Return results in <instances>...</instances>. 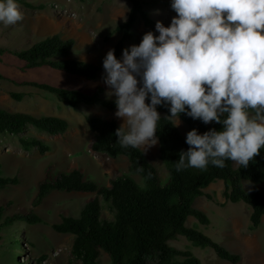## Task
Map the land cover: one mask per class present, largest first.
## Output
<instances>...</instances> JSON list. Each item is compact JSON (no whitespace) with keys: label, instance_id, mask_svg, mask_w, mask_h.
Here are the masks:
<instances>
[{"label":"rangeland","instance_id":"obj_1","mask_svg":"<svg viewBox=\"0 0 264 264\" xmlns=\"http://www.w3.org/2000/svg\"><path fill=\"white\" fill-rule=\"evenodd\" d=\"M23 1L34 7L40 5L42 8L30 9L16 2L23 19L13 25L0 23V48L23 50L55 34L62 39L74 41L73 58L100 67L107 50L112 49L120 38L119 33H112L113 28L126 19L130 8L128 0ZM139 1L154 24L160 21L167 27L175 15L169 8L170 0ZM146 32L141 19L137 18L132 27L133 38L125 41L124 47L138 45ZM109 33L110 36L106 38ZM0 75L4 77L0 80V108L34 116H58L68 123L67 131L57 136L37 131L30 126L18 135L0 132V177L18 179V184L0 189L3 218L32 213L42 220L41 223L33 225L18 221L0 230V264H79L71 254L73 236L56 233L52 224L59 223L63 216L77 217L82 206L96 194L52 192L36 205L34 200L37 187L40 182L54 180L60 173L73 169L80 170L86 180L93 181L98 187H108L109 181L117 176L129 177L138 186L144 187L143 178L130 172L124 157L112 160L90 150L93 133L84 121L85 116L114 119L120 126L123 121L114 116L116 108L108 111L100 105H80L72 109L49 93L14 83H48L86 93L92 92L95 86L100 85L105 89L104 99L114 101L115 97L106 94L108 89L102 80L103 71L95 81H85L49 68L23 72L22 62L9 53L0 55ZM9 92L22 93V100L11 99ZM172 120L175 124V118ZM176 127L185 137L186 127L181 122ZM27 137L41 140L47 147V152L40 155L35 148L29 151L21 149L18 140ZM139 148L155 168L159 185H166L169 176L158 158L157 144L146 151ZM231 166L235 169L238 164L232 161ZM242 186L247 192L257 190L264 194V183L254 185L250 181H242ZM203 193V196L194 200L193 207L207 216L208 225L200 224L193 217H188L185 225L203 233L230 253L238 255L240 260L236 264H264V218L255 230H250V208L242 202L227 201L223 197L221 181L212 183ZM98 199L101 205L100 218L112 221L114 214L109 204L100 197ZM168 244L191 252L201 264H230L218 259L211 248L195 247L182 236L170 240ZM42 256H45V259L40 262ZM96 264H110L108 256L100 251Z\"/></svg>","mask_w":264,"mask_h":264},{"label":"trees","instance_id":"obj_2","mask_svg":"<svg viewBox=\"0 0 264 264\" xmlns=\"http://www.w3.org/2000/svg\"><path fill=\"white\" fill-rule=\"evenodd\" d=\"M16 2L30 9L42 8L40 5L34 7L23 0ZM128 2L130 8L126 19L112 30V33L120 34L112 48L117 59L121 56V50L125 49L124 42L133 38L132 27L137 18L141 19L147 32L153 31L156 35L154 22L143 9L142 3L139 0ZM73 48L72 39H62L54 34L23 50L0 48V55L9 53L15 56L22 62L23 72L49 68L85 81H95L103 71L102 67L73 58ZM2 79L4 77L0 75V80ZM14 84L49 93L72 109L80 105H100L108 111L115 109L114 101L103 98L105 89L100 85L95 86L92 92L86 93L48 83L25 81ZM9 97L21 101L23 95L9 92ZM145 103H148L147 99ZM156 111L160 115L155 133L158 138L157 153L168 172L169 180L166 185H159L155 168L147 161L139 147L121 148L116 143L114 133L120 125L115 120L85 116L84 121L93 133L90 150L112 160L124 157L130 172L143 178L144 187L138 186L126 176L112 178L108 187H98L93 181L86 180L80 170L73 169L60 173L54 180L40 182L34 204H40L52 192L96 194L82 206L77 217L63 216L59 223L52 224V229L56 233L73 236L71 254L79 264H96L100 251L108 256L110 264H201L191 252L168 244L178 236L184 237L195 247L211 248L222 261L238 263L240 260L238 255L230 253L198 230L187 227L185 222L188 217H193L200 224L208 225L207 216L194 208L193 202L204 195L205 188L216 181H221L223 197L227 201L242 202L250 208L249 229L255 230L264 218V194L257 190L247 192L242 186V181H250L254 185L264 183V147L249 161L247 167L238 165L233 169L232 161L225 160L223 168L209 164L205 170L187 168L177 172L174 162L178 159L180 151L186 150L188 145L184 142L185 137L174 126L172 120L174 117H168L167 105L156 106ZM179 121L187 131L195 128L198 133H203L209 128L221 129L220 124L209 122L205 125L183 113L179 115ZM28 126L51 136L62 135L68 129L67 121L61 117L34 116L26 112H8L0 108L1 133L18 135ZM18 142L24 151L35 148L40 155L47 152V147L35 137L19 138ZM16 184L17 177H0V189ZM99 197L109 204L113 211L112 221L100 218ZM3 213L4 208L0 206V230L18 221L32 225L42 222L40 217L32 213L5 218ZM44 259L45 256H42L39 261L42 262Z\"/></svg>","mask_w":264,"mask_h":264},{"label":"clouds","instance_id":"obj_3","mask_svg":"<svg viewBox=\"0 0 264 264\" xmlns=\"http://www.w3.org/2000/svg\"><path fill=\"white\" fill-rule=\"evenodd\" d=\"M169 8L175 15L167 27L155 22L157 35L144 33L119 59L111 48L102 58L106 94L123 121L116 143L143 151L156 145L163 104L174 126L181 113L221 125L186 132L177 172L223 168L225 160L247 167L264 147V0H170ZM22 19L16 0H0V23Z\"/></svg>","mask_w":264,"mask_h":264},{"label":"crops","instance_id":"obj_4","mask_svg":"<svg viewBox=\"0 0 264 264\" xmlns=\"http://www.w3.org/2000/svg\"><path fill=\"white\" fill-rule=\"evenodd\" d=\"M48 116H52V115H48ZM58 117V116H57ZM114 120V119H113Z\"/></svg>","mask_w":264,"mask_h":264}]
</instances>
